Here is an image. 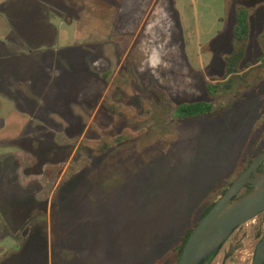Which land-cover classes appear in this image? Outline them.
Returning a JSON list of instances; mask_svg holds the SVG:
<instances>
[{"label": "rangeland", "instance_id": "obj_1", "mask_svg": "<svg viewBox=\"0 0 264 264\" xmlns=\"http://www.w3.org/2000/svg\"><path fill=\"white\" fill-rule=\"evenodd\" d=\"M181 1L185 67L194 72L184 73L183 52L170 43L163 54L167 89L152 77L145 84L137 68L146 47L165 48L158 32L146 31L159 16V0H127L124 7H145L127 23L119 19L121 7L103 10L98 0H78L75 38L66 41L48 32L50 3L0 9V264L52 263L51 245L46 257L33 237L38 229L52 241L53 195L67 178L76 201L71 213L80 211L78 199L88 208L96 204V222L81 224L70 237L81 257L70 263L175 264L183 233L264 151V0H246L254 15L247 61L263 60L240 73L245 79L233 93L221 86L212 115L176 120L178 97L206 98L205 83L220 79L208 67L223 63L231 42L209 47L225 31L227 0ZM83 64L99 74L86 89L73 85L65 98L47 93L57 71ZM106 97L147 121L137 126L131 115L112 118L101 107ZM104 141L111 150L97 156ZM263 235L264 214L237 229L204 264H253Z\"/></svg>", "mask_w": 264, "mask_h": 264}, {"label": "trees", "instance_id": "obj_2", "mask_svg": "<svg viewBox=\"0 0 264 264\" xmlns=\"http://www.w3.org/2000/svg\"><path fill=\"white\" fill-rule=\"evenodd\" d=\"M126 1L127 0L124 1L123 7H121V9H119L118 11L120 16L119 19L121 20V18H123V23H127V20L131 19V17L133 18L134 14L132 13V11L135 13L136 11L141 12V10H145L144 6L138 8L136 7V9L124 7ZM125 9H127L128 13L125 11ZM156 10H158L157 12L159 16H157V18L155 17L154 21H156L155 23L157 24L154 23L149 25V20V23L146 26V31H148L147 33L151 35H156V33L158 32V41L161 42L165 48H163L164 50H161L160 53H156V51H153L155 49L151 50L149 47H146L145 53L147 57L145 58V60H142L140 64H138L137 68L139 74L144 79L145 84L149 85V79L152 77L153 80L161 86V88L167 89L169 86L167 82H165V79L163 77V75L165 76V69L163 68L166 66L165 62L167 61L166 57L163 56V54L168 51L171 43L170 49L174 51H177L179 49L182 50L184 56L183 59H185L184 67L188 65L184 50L185 37L183 36L184 30L181 26L180 15L175 7V0H159L158 6L154 10V12ZM154 12L152 15H154ZM126 13L128 14L127 17L123 15ZM253 16L254 15L251 12V7L250 5L246 4V0H227L226 13L223 18V22L225 23V31L218 34L215 40L209 45V47H216L219 46V44L223 41L231 40V42H229L227 46L230 49L226 53V58L222 61L223 63L216 67L217 64L213 62L214 64L208 67V73L212 71L210 73V76L213 77L215 76V73H217L220 74V79H213L212 82L205 83L204 94L206 98L195 99L192 96L188 95H185L184 97H178V101L173 112V116L176 120H188L212 115L216 111L215 101L219 95L221 86L224 89V93H233L237 86L240 88L242 82L245 79V76H241L240 73H243L246 69L255 66L261 60H263V55H260L254 62L247 61V53L253 36ZM176 28L179 30V37H175L172 33H170L171 30L174 33ZM263 37L264 35L261 36L259 40L260 44L263 42ZM175 39H177V42ZM94 61L96 63V66H98L99 61H97L96 59ZM163 61H165V66H163ZM82 69L84 71L83 75L77 76L78 72L82 74ZM129 69L130 66L128 70ZM93 71L94 70L92 66L88 67L84 64L79 69L70 66L67 71H57L55 77L50 80L51 86L48 87L49 91H47V93H50L51 96L53 95L57 97L59 95L60 97L62 96L65 98L70 95L69 90L73 89V85L74 87L75 85H79V88L86 89L88 87L87 82H89L92 78L96 79V77L99 75L97 73H94ZM185 71L186 72L184 73L187 74L188 71L189 73L194 72L191 68L187 70V67H185ZM111 75L112 72L110 71L105 72V74L102 75L103 84H105L104 89L109 86L108 80ZM82 82H84V85H82ZM116 89H118L117 91H121L120 88ZM74 95L76 96L75 91L73 90L71 97H74ZM95 104L96 103L91 101L89 103V107H92ZM101 107L107 113V115L111 116L112 118L120 117L128 121L130 115L135 117L138 121L137 126L142 125L147 121L138 118L137 116H135V113H132L129 109L111 101L109 97H106L103 100ZM110 150L111 147L109 146L108 142L104 141L101 147L96 151V153L97 156H102L109 153ZM254 160L255 158L251 159L249 165ZM234 182L235 181H233L226 189H224L216 200L212 201L208 205L204 212L200 214L195 225L193 227H190L183 233L181 242L174 249V253H176L177 256L175 264H178L184 246L187 243L194 228L199 224V222L204 218V216L210 211V209L215 205L219 198L222 197V195ZM94 183L99 184V182L97 181H94ZM71 189V180L67 178L59 185L53 195V204L51 208L52 241H49L48 235H46L45 233L40 236L38 229L36 230V238L33 237L34 242L38 246L37 248H41V251L44 255H46V257L49 256V244L51 245V264H73L77 261V259L81 258L75 250L70 248V246H72L70 237L81 224L84 223V225H90L93 222H96L94 218L96 217V214H93L92 212V210H96V204L88 208L87 202H82L81 199L77 198L79 201L78 206L80 207V211L77 213H75V211L71 213V209L74 210V203H76V201L73 200L71 196H69V193H71ZM81 196H84V199H87L88 197L87 193H82ZM81 208H84V210H82ZM91 235L94 236L95 233L92 232ZM71 261H73V263H70ZM80 262H82V260Z\"/></svg>", "mask_w": 264, "mask_h": 264}, {"label": "water", "instance_id": "obj_3", "mask_svg": "<svg viewBox=\"0 0 264 264\" xmlns=\"http://www.w3.org/2000/svg\"><path fill=\"white\" fill-rule=\"evenodd\" d=\"M264 151L235 180L194 228L178 264H204L216 255L237 229L264 213ZM253 189L241 195L243 190ZM253 264H264V235Z\"/></svg>", "mask_w": 264, "mask_h": 264}, {"label": "crops", "instance_id": "obj_4", "mask_svg": "<svg viewBox=\"0 0 264 264\" xmlns=\"http://www.w3.org/2000/svg\"><path fill=\"white\" fill-rule=\"evenodd\" d=\"M37 0H0V9L6 10L10 7L15 8L19 7V4L21 5L22 9L30 10V4L37 5L39 2L41 3V8L43 4L45 6H48L49 8L47 11V16H50L51 20L50 23H48V32L51 37L59 38L61 41H66L69 40L72 36V38H75V25H76V20H75V14H76V9L80 8V5H77L78 0H39V2H36ZM99 1V6L98 8L100 9H106V10H112L116 9L118 10L120 7H123L122 3L123 0H121V4L117 5L116 0H98ZM133 1V0H132ZM157 0H154V3H156ZM48 2V3H47ZM91 7V6H90ZM133 8L139 7L138 4L136 6H131ZM175 7L179 12V15L181 16L180 9L183 7L182 6V1L181 0H175ZM4 12V11H3ZM4 14V13H3ZM5 15V14H4ZM65 18L68 19L71 22H66ZM182 17L180 18L181 25H182ZM10 30L13 29V26L9 24ZM183 27V25H182ZM184 32L185 28L183 27ZM14 34L17 35L18 37H21L17 31H14ZM25 44H28L25 42L22 38H20ZM58 40V41H59ZM186 41V40H185ZM187 53V50H186ZM188 54V53H187Z\"/></svg>", "mask_w": 264, "mask_h": 264}, {"label": "flooded vegetation", "instance_id": "obj_5", "mask_svg": "<svg viewBox=\"0 0 264 264\" xmlns=\"http://www.w3.org/2000/svg\"><path fill=\"white\" fill-rule=\"evenodd\" d=\"M261 154V153H260ZM259 154V155H260ZM247 167H249V166H247ZM247 169V168H246ZM263 170H262V172H264V167L262 168ZM245 171V170H244ZM243 171V172H244ZM253 189V187L252 186H248V187H246L244 190H243V192H242V194L241 195H245V194H247V193H249L251 190ZM264 214V213H263ZM262 215V214H261ZM257 248V247H256ZM255 253H256V249H255ZM255 257V256H254Z\"/></svg>", "mask_w": 264, "mask_h": 264}]
</instances>
